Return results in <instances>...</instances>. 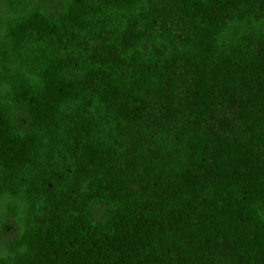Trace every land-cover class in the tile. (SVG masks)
<instances>
[{
	"label": "trees",
	"instance_id": "1",
	"mask_svg": "<svg viewBox=\"0 0 264 264\" xmlns=\"http://www.w3.org/2000/svg\"><path fill=\"white\" fill-rule=\"evenodd\" d=\"M0 264H264V0H3Z\"/></svg>",
	"mask_w": 264,
	"mask_h": 264
},
{
	"label": "rangeland",
	"instance_id": "2",
	"mask_svg": "<svg viewBox=\"0 0 264 264\" xmlns=\"http://www.w3.org/2000/svg\"><path fill=\"white\" fill-rule=\"evenodd\" d=\"M2 2H3V0H0V9L2 8ZM6 243H7V241H6Z\"/></svg>",
	"mask_w": 264,
	"mask_h": 264
}]
</instances>
